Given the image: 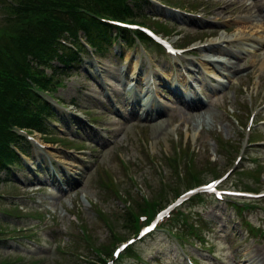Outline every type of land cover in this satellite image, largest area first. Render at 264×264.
<instances>
[{
  "label": "rangeland",
  "instance_id": "rangeland-1",
  "mask_svg": "<svg viewBox=\"0 0 264 264\" xmlns=\"http://www.w3.org/2000/svg\"><path fill=\"white\" fill-rule=\"evenodd\" d=\"M165 1L170 5L152 0L137 18L180 44L195 45L196 56L200 46L220 35L231 37L243 31L239 14L244 7L232 0ZM37 11L45 16L40 8ZM27 12L0 0V52L10 35L23 26ZM33 12L34 16L38 13ZM68 19L62 23L67 25ZM255 30L245 34L259 36ZM141 51V46L125 48L115 42L106 57L100 58L104 63L83 59L78 72L73 70L56 81L61 84L53 96L65 94V107L45 95L61 119L51 123L55 131L31 135L38 142H31L23 166L12 167V175L0 181V264H107L112 258L113 264H130L128 255L136 256L133 260L138 264H221L211 252L237 264L250 249L264 250V195L248 196L253 206L243 212L244 219L228 200L216 201L208 195L204 201L202 196L189 199L184 207L192 208L168 225L184 239L164 228L137 238L146 221L141 220L143 215L153 217L158 206L172 202L180 192L226 171L230 173L223 186L264 191V142L247 143L252 115L264 117V69L260 68L264 44L236 57L234 64L243 75L228 80L222 88L209 89L212 95L199 89L209 102L195 113L188 103L175 99L172 82L167 81L169 71L188 76L185 68L163 58L149 64L140 60ZM137 69L155 89L154 108H161L157 115L154 108L148 116L123 102L128 98L129 103L144 104V91L126 81ZM144 70L151 71L149 77ZM206 74L200 80L192 77L199 81L197 90L203 83L209 86ZM1 81L0 96L6 88L20 84L7 78ZM133 93L139 97H131ZM108 97H117L121 103ZM6 102V97H0L1 132L6 131L10 115L26 117L21 102L11 108ZM252 136L264 141V125H254ZM26 158L36 163L39 172L30 168ZM48 167L57 174V183L54 173L42 171ZM61 180L64 187L58 186ZM202 220L207 221L206 244L202 228L196 227ZM122 242L138 251L116 253Z\"/></svg>",
  "mask_w": 264,
  "mask_h": 264
},
{
  "label": "trees",
  "instance_id": "trees-1",
  "mask_svg": "<svg viewBox=\"0 0 264 264\" xmlns=\"http://www.w3.org/2000/svg\"><path fill=\"white\" fill-rule=\"evenodd\" d=\"M69 1H73L78 3L81 7H86L83 5H89L91 2H94V5L97 9H100V3L97 0H69ZM62 18H67V16H62ZM25 24L29 27L30 29V33L32 35H36V36H41V35H45L46 34V30L49 29L47 24H43V22L39 21L36 19V17L32 16V15H28L27 16V20L25 22ZM67 28L63 27L60 32H61V36H63L65 34V31L68 30L70 32H74L76 33V30L78 29V25L74 24L73 20L68 19V24L66 25ZM105 33L111 29V27L109 26H104L103 27ZM88 38H90L91 40H102V36L101 34L98 32V30L95 27H92L88 30ZM17 39V38H16ZM14 39L13 37L11 38V42H7L9 45V53L11 55V57L9 56V53L2 54L0 56L1 59H3V61L7 64V67L11 70L17 71L18 69V65L15 63V59L18 61V64H22L24 63V51H32V46L31 44L28 45V48L23 49L20 46V42L18 43V40ZM31 46V47H30ZM38 43L34 44V47H38ZM58 46H61L59 44V42L57 40H54V47L57 48ZM53 52L52 48H49L48 50H46V54H51ZM65 54H66V58L69 60L73 57V53L71 51L65 50ZM46 64L48 63L47 60L42 61V64ZM48 65H50L54 71L55 74H57V76L60 73V70L58 68H56L52 63H48ZM32 73L34 75H37L39 73H41V69L37 68L36 70H33ZM15 96L19 97V98H24L26 100H29L31 98H34L36 100H39V97L36 95L35 91L32 90L31 88H25L23 90L17 91L15 93ZM28 108H30V110H32L31 108L33 107V104H31L29 101H27V105ZM3 153L8 154V155H12L14 154L16 156V154L10 149V148H4L2 150ZM4 166V163L0 157V168Z\"/></svg>",
  "mask_w": 264,
  "mask_h": 264
},
{
  "label": "bare ground",
  "instance_id": "bare-ground-1",
  "mask_svg": "<svg viewBox=\"0 0 264 264\" xmlns=\"http://www.w3.org/2000/svg\"><path fill=\"white\" fill-rule=\"evenodd\" d=\"M232 2V1H231ZM231 5V4H230ZM218 15V14H217ZM250 15H253L252 12H250ZM264 18V15L262 16ZM250 22V24H248L246 27H252L253 26V21L252 20H247ZM239 39L240 41L243 42V44H240L238 45V48H234L232 46H225L223 47L222 45L218 46V45H215L214 43H209L206 45V47L210 50V51H219V52H224L226 54H237L238 51L240 49H248L250 48V46H247L245 44H247V41L246 39H254V43H255V40L256 42L258 41H263L264 40V36L263 35H259V36H255L253 35L252 33H247V34H237L235 36H231V37H226V36H222L220 35L218 38L214 39V40H218L220 41L221 43H223L225 40H233V39ZM248 43H250L251 45H253V42L249 41ZM216 54V53H215ZM207 58V57H206ZM208 58H210V60L212 61H206V62H201V64L203 65V67L207 68L208 70L210 71H221L222 68H221V64L219 62H217L216 60H224L226 61V59H222V58H215V56H208ZM230 63V62H228ZM231 64V63H230ZM237 66L235 65L234 68H236ZM176 92L180 95H182L186 100H189L195 104H200L201 100L199 99L198 95L196 93H192L191 90L187 91L186 89L185 90H182L180 91L179 89H177L176 86L173 87ZM188 89V88H187ZM191 89V88H190ZM192 94V95H189V94ZM126 100H128V98H125ZM139 102L137 100H135L133 103H132V106L135 107ZM180 103V102H179ZM186 104V103H185ZM179 105V104H178ZM183 105V104H182ZM154 108V107H153ZM155 114V113H154ZM201 119V118H200ZM200 121V120H199ZM166 128V127H165ZM162 132L164 130H161ZM165 132V131H164ZM70 162V161H68ZM36 164V163H35ZM39 165V164H38ZM139 239V238H138ZM263 249V248H262ZM255 254L256 256H253V257H250V264H254V262L256 261L257 258L260 257V252L258 249L255 250ZM258 261H260V263L262 264L263 263V260L262 258H259Z\"/></svg>",
  "mask_w": 264,
  "mask_h": 264
}]
</instances>
